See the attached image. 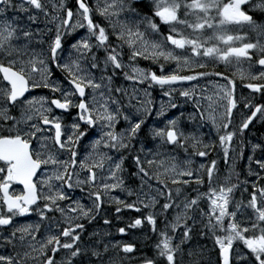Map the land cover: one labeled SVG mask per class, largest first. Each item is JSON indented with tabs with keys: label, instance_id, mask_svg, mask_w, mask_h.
<instances>
[{
	"label": "snow or ice",
	"instance_id": "snow-or-ice-1",
	"mask_svg": "<svg viewBox=\"0 0 264 264\" xmlns=\"http://www.w3.org/2000/svg\"><path fill=\"white\" fill-rule=\"evenodd\" d=\"M75 4L73 11L66 8L64 0L58 3L54 0H48V3L45 0H21L18 4L15 0H0V17H3L0 19V226H10L15 217L32 211L41 222H56L55 216L49 217V213H59L62 218L57 224V227L62 225L58 233H51V225L43 226L39 222L14 227L6 244L15 248L13 242L18 240L20 247L26 250L0 254V264H29L30 261L33 264L36 261L39 264H74V258L87 257L89 252L103 264V253L96 248L81 247L84 225L79 221L94 219L95 212L106 199L116 204V213L122 208L140 212L136 202L126 203L110 196L117 188L125 190L122 179L124 153L142 131L145 114L152 111L151 100L144 101L137 108L138 118L133 121L113 96V91H122L111 86L117 70L131 66L124 63L125 48L129 62L135 63L139 58L160 67L159 73L150 67H132L134 75L125 72V79L147 82L150 87L158 85L161 89L199 77L218 76L225 81L215 85V99L211 96H203V99L209 101V118L226 163L230 151H234L231 145L237 131L243 133L257 119L264 121V104L252 105L249 101L243 107L250 114L243 113L238 128L234 127V109L238 104L235 80L219 71L194 72L196 68H206L210 61L225 66L245 60L251 62L250 50H255L259 54L255 63L261 69L253 73L249 63L248 71L238 70L233 76L238 75L242 82L248 81L243 86L252 93L264 96V83L256 82L264 81V42H261L264 40V0H75ZM10 9L26 14L27 21H21L19 16L5 17ZM41 15L46 22L45 29L34 32L31 25L37 24ZM97 17L103 23L98 22ZM233 27L237 32L249 29L256 34V42H245L246 34H234L230 31ZM163 28L167 29L166 35ZM77 29H83L85 34L77 38L73 35ZM44 35L48 36L47 41L43 38L35 40L36 36ZM68 37L74 40L70 50L76 56L71 58L70 52V58L61 63L60 54ZM34 44L41 47L36 48ZM100 51L104 53L103 57L97 55ZM171 62L175 63V69L165 74V64ZM53 65L64 75L68 88L50 79ZM183 71L194 74L183 75ZM95 72L100 73L99 77ZM39 88L54 94L50 102L47 96L28 98L26 94ZM123 91L127 95V91ZM172 91L175 89L169 88L163 95L170 96ZM57 93L59 97L55 96ZM194 94V89L179 92L189 100ZM199 99L196 112L201 113L199 119L203 121L205 112L201 110ZM169 107L177 105L170 103ZM73 108L77 109L76 115L70 124H65L63 114ZM17 109L19 116L11 114ZM55 110H61L60 114ZM163 114V108L157 110V116ZM121 118L126 126L117 131ZM196 119L195 113L189 114L190 122ZM82 126L87 127L82 131ZM92 129L98 130L99 135L85 147L86 155L80 158L77 146ZM146 135L158 139L162 146L171 145L186 153L190 148L192 156L206 157L216 147L214 143H204L194 132L181 130L179 117L166 120L163 127H152ZM251 147L255 151L261 146L252 144ZM131 158L137 169L132 175L138 176L142 185L155 179L163 186L156 189L157 195L165 199L163 212H168L173 205L177 209L172 220L165 222L161 229H157L152 212L129 224V227H138L146 221L158 237L154 244L155 255L143 257L140 264H204L202 252L190 247L185 260L183 246L194 232L213 242L215 260L207 264H264V186L253 183L247 203L239 201L235 209L230 210L232 193L239 185L231 183V175L221 181L216 174V160L207 167L201 164L198 169H193L189 158L183 161V166L176 162L175 156L168 157L172 161L170 165L164 159L142 161L139 155ZM248 159L253 161L254 157ZM255 163L264 171V159H256ZM205 174L207 191L195 189L196 197L185 196L182 202L174 201L169 182L177 185L175 192L179 195V185L190 186L193 182L204 185ZM248 174L261 179L251 168ZM13 185H22V189L10 191ZM75 188L82 192L86 188L90 190L91 207L86 208L79 200L71 199L69 192ZM126 190L129 196L135 194L131 189ZM145 195L149 203H144L143 199L138 201L145 208L157 203L155 197ZM65 201L70 203L63 204ZM203 202L207 203L206 208L201 206ZM197 209L199 221L195 215H190ZM241 209H251V212L245 216ZM109 223L108 219L104 220V224ZM42 226L49 234L37 241ZM178 230L182 233L179 237ZM117 231L123 235L126 229L120 227ZM117 246L112 245L113 248ZM119 247L125 254L135 251L131 243H122ZM61 249L68 252L61 261L46 255L49 250L56 254ZM107 251L106 244L104 252ZM83 264H92V261L86 259ZM109 264H117V261L110 260Z\"/></svg>",
	"mask_w": 264,
	"mask_h": 264
},
{
	"label": "rangeland",
	"instance_id": "rangeland-1",
	"mask_svg": "<svg viewBox=\"0 0 264 264\" xmlns=\"http://www.w3.org/2000/svg\"><path fill=\"white\" fill-rule=\"evenodd\" d=\"M7 17V16H6ZM21 21L26 22L27 17L26 14H23L21 16ZM45 20L44 17L41 15L39 17V21L37 24L31 25L32 30L36 31L38 29L43 30L45 29ZM51 27V25H49ZM167 34V29L165 28ZM246 30V29H245ZM251 32L250 30H247ZM53 34H54V28H53ZM234 34H239L236 30ZM250 36L249 34L246 36L245 42H253L255 43L257 40V37H253V32ZM43 37H48L47 35H44ZM261 42H264L262 40ZM177 52H180L181 50H176ZM190 54V53H189ZM250 54L254 56H258V52L255 50H250ZM75 55H71V58H75ZM66 62L70 58V54L67 53L65 55ZM124 63L130 64V69L126 68L128 73L131 75L132 73V67H134V64L136 62H143L146 63V66H136L139 68H152L157 67V70L155 72H160V67L158 64H152L151 61L139 59L133 64L132 62L128 61L127 57V49L125 48V54H124ZM163 63V61H161ZM249 63H251V71L253 73L257 72L261 68L257 66L255 61L253 60L251 62L245 60L240 64H236L235 62L231 65L225 66L224 64H216L215 62H208V66L206 68H209L210 66H218L222 65V67H225L232 75L234 72H237L238 70H249ZM83 67H87L86 64H82ZM175 69V63H167L165 64V74ZM199 69V68H196ZM195 69V70H196ZM203 69V68H202ZM194 72H202V71H195ZM109 72V70H108ZM192 71H183L181 74L183 75H189L194 74ZM203 72H213V71H207L203 70ZM110 74V73H109ZM125 73L121 72L119 73L117 71V74L113 77L112 82V88H121V93H115L113 91V96L117 98L122 105V109H124L123 112L125 114L130 115V118L135 121L136 118H138L137 108L141 106V104L146 100H151V108L152 111L150 113L145 114V120H144V130L147 134L149 129L152 127H163L164 123L168 119L173 118H180V128L181 130L185 131L186 133L194 132L196 135L200 137L204 141V143L209 144H215L216 147H213L206 157H199V156H192L191 155V149H188V152L186 153L183 149L173 148L171 145H161L159 140H153L151 136L142 134L138 135V138L132 142V145L130 146L129 150L124 153L125 160L123 162V168L124 172L122 173V179L124 180V189L122 190L120 188H117L113 190L110 193V196H114L119 198L120 200L125 201L126 203H133L136 202L137 207H139L141 210L140 212H136L132 209L122 208L120 213H116L115 208L116 204L114 202H110L109 200H105L104 203H108L104 205L98 212H95V218L92 219L90 222V241L96 242V237L99 238L103 244L108 245V250H110L113 244H117V248L119 247V244L122 243H131L137 248L138 257H139V263L140 260L147 256V257H153L155 255V249L154 244L156 243L158 237L157 234L152 232L151 226L147 224L145 221L141 226L138 227H129V224L132 223L137 218H143L145 215H147L149 212H152L155 214L156 218V227L157 229H161L164 226L165 222H170L173 218V216L176 214L177 209L175 205L168 211L163 212L162 205L165 202L164 197H161L157 195L156 189L163 188L162 185H159L155 179H152L148 183L141 184V179L138 176H133L132 173L136 172L137 169L134 165V162L132 160V155H139L142 161H145L147 159H164L166 164L170 165L172 161L168 160V157L175 156L177 158L176 162L179 163L181 166H183V161L186 158H189L192 160L191 167L193 169H198L201 164H204L206 167L211 164L212 160H216L217 162V170L216 174L217 176L223 180V177L231 175V183L239 185L237 190H234L232 193V203L230 205V210L235 209V205L239 201H243L245 204L247 203L248 199L250 198V192L252 189V184L256 183L259 186H264V171H261L258 167V165L255 163L256 159H264V121H260L259 119L255 120L248 129H246L243 133H240L237 131V134L232 142L231 148L234 149V151H230L229 158L227 160V163L225 162V157L223 154V151L219 148V140L217 137L216 131L213 129L211 120L209 118L210 116V110L208 109L209 101L203 99V96H211L213 99H215V85L217 84H224L225 81L218 76H207V77H199L197 80L194 81H184L179 82L177 84L166 86L164 89H161L160 86L157 85V93L153 91V88L147 85V82L145 83H138L137 81L130 82L131 80L125 79ZM95 75L99 77L100 73L95 72ZM134 75V74H133ZM238 77L239 76H235ZM39 79V77H36ZM51 79V78H50ZM52 80V79H51ZM59 82L60 85L64 88H68L67 85L63 84L61 80H56L55 78L52 80V82ZM248 81H243L242 83L236 84V90H235V96L238 101L237 109H234L235 118H234V127L239 126V123L241 122L242 114L247 113L250 114L248 109H245L243 107V104L245 102H251L252 105L256 104H264V101L262 103H257V96L259 93H252L250 89L245 88L243 85L244 83H247ZM264 83V81H256ZM159 87V89H158ZM169 88L175 89V91H172L170 96H164L163 91L169 90ZM195 90L194 98L189 100L186 97H182L179 95V92L181 90ZM127 91V95L124 94V91ZM135 97V99H130V97ZM123 100L121 101L120 99ZM197 98L199 99V105L201 107V110L205 112V119L201 121L199 119L200 114L199 112H196V104H197ZM138 101L140 103H138ZM170 103H174L177 105V107L172 108L169 107ZM123 105H126L124 107ZM115 107V106H111ZM163 108L164 114L163 116H157V110ZM207 110V111H205ZM222 111V109H220ZM195 113L196 114V121L190 122L188 120L189 114ZM183 114V116H181ZM126 126L125 122L121 118L117 124V131L124 128ZM93 132H98L96 129H92ZM99 133V132H98ZM252 144H259L261 147L257 148L255 151H253L251 145ZM110 155H113V153H109ZM159 154V155H154ZM253 156V161H249L248 157ZM239 166V172L241 167V172L237 173V167ZM146 166V165H145ZM155 167V166H154ZM251 168L254 173H258L261 177L260 180H257L256 175H249L248 169ZM152 170H150L151 172ZM163 171V169H161ZM106 174V173H105ZM142 175V174H141ZM171 175V174H169ZM181 179H190L194 180V178H188V177H181ZM205 183L204 185H196L194 182L191 183L190 186L185 185H179L181 188V193L177 195L175 192V188L177 185H172L170 182L168 184V188H171L172 196L174 198V201L176 202H182L187 196L189 199L196 197L197 191L195 189H199V191L204 192L207 191V177L206 174L204 176ZM247 181V183H243ZM150 185V186H149ZM245 188L248 189L247 192H245ZM126 189H131L135 194L129 196ZM151 195L156 198L157 203L149 208H145L143 204L139 203L138 201L143 199L144 203H149V200L146 198V195ZM167 190H165V196L167 195ZM90 201V205L92 206V199H88ZM202 207L206 208L207 203L203 202ZM251 209H241L242 215H248L250 214ZM190 215H195L197 221L201 219L199 216V209H197L195 212L190 213ZM108 219L110 221L109 224H104V220ZM192 221H189V224H191ZM123 227L126 229L125 234H120L117 229ZM182 234L178 230V237ZM92 236V237H91ZM177 237V239H178ZM208 241V242H207ZM105 242V243H104ZM119 242V244H118ZM91 244V243H90ZM95 246V245H94ZM93 246V248H94ZM213 242L211 239L207 237H201L197 235L195 232L192 234V238L187 242L186 245L183 246L185 258H187V251L189 247L197 252V247H200L201 251L211 250L214 253L213 249ZM242 247V245H241ZM116 248V247H115ZM212 253V254H213ZM113 256V254H112ZM129 256V255H127ZM114 258V257H113ZM206 263L208 261H212L215 258V255L213 254L212 257L210 256V253L203 256ZM128 260V258H127Z\"/></svg>",
	"mask_w": 264,
	"mask_h": 264
},
{
	"label": "flooded vegetation",
	"instance_id": "flooded-vegetation-1",
	"mask_svg": "<svg viewBox=\"0 0 264 264\" xmlns=\"http://www.w3.org/2000/svg\"><path fill=\"white\" fill-rule=\"evenodd\" d=\"M20 2H21V0H15V3H17V4ZM54 2L58 3L59 0H54ZM45 3H48V0H45ZM64 3H65L66 8H71L73 11L76 10L75 0H64ZM49 8H50V5H49ZM23 14L24 13H17L16 11L10 9L9 12L5 13V17L7 16L8 19H11L13 16H19L21 19V16ZM0 19H3V17H0ZM97 21L103 23V21L100 20L99 17H97ZM245 29L249 30L247 28H245ZM245 29H243L242 31H239V34L240 35L246 34V36L249 34L250 36H252L251 33L249 31H246ZM84 34H85V31L83 29H77L76 32L73 33V35L76 36L77 38H79L80 36H83ZM253 36L255 38L256 34L253 33ZM41 38H43L45 41H47V39H48V37L36 36L35 40H39ZM72 42H74L72 37H68V39L65 41L64 51L60 54V62L61 63H63V61L65 60L64 57H65V55H67V53L70 54V52H71V55H75V52L70 50V44ZM34 47L40 48L41 45L34 44ZM97 55H99L100 57H103L104 53L102 51H100L97 53ZM52 69H53V75H52L51 79L53 80L55 78L56 80H61V82L63 84H65L69 87V85L67 84V81L64 79V75L59 71V69H57L55 67V65L52 66ZM109 73H111V69H109ZM37 77H39V76H37ZM26 95L28 96L29 99H31L32 96H36V97L47 96L49 98V102H50V99L53 98L54 94H52L48 89L39 88V89H32L30 94H26ZM55 96L59 97V93L55 94ZM55 112H56V114H60L61 110H55ZM76 112H77V109L73 108L68 113H64L63 117H62L63 122L65 124H70L72 122L73 116L76 115ZM11 114L19 116L18 109L13 110ZM86 127L87 126H82L81 130L82 131L85 130ZM98 135H99L98 132H96V131L93 132L92 130H90L89 135L86 138H82V142L77 146L80 158H83V156L86 155L85 147L89 145V143L92 139L97 138ZM113 155H114V153H113ZM36 179H39V177H37ZM21 189H22V185H13V186H11L10 191L19 192ZM89 191L90 190L87 188L83 192L80 190V188H75L69 192V195H70L72 200H79L80 203L83 204L87 208V207H91L90 201L88 200V199H91L89 197ZM40 203L42 206V202H40ZM62 203L68 204V203H70V201H65ZM106 204H108V203H103L102 207ZM53 215L55 216V220H56L55 223H53L51 220H45V221L41 222L39 219V216L35 213V211H32L29 214H26L25 216L15 217L13 219L12 225H10V226H0V254L10 255V254H14L16 251L22 252V251L26 250V249L20 247V242L18 240H14V242H13L16 245L15 248L13 247V245L6 244V242H5L6 238H8L10 236V233L12 232L14 227H19V226L28 225V224H35V223L39 222L43 226L51 225V233H58L60 230H62V225H61V227H57V224L62 220V218L60 217L59 213H55V214L49 213L48 214L49 217H51ZM79 222L84 225V231L81 233V237H82L81 247L83 248L84 246H88L90 248H93V246L95 245L94 248H96L98 251L103 253V255H102L103 264H109L110 260L117 261V264H140L137 248H135V251L132 254L123 253L120 250V247L111 248L110 250H108L105 253L104 252L105 244H103V242H101L98 237H96V242L92 241V240L90 241V233H92V232H90L91 230H90L89 220L81 219ZM43 226H42L40 232L37 233V237H36L37 241H42L44 236L49 234L46 231L45 227H43ZM17 235H19V234H17ZM97 241H100V243L97 244ZM37 247H38V244H37ZM196 249H197V252H202V257L208 253H210L211 257L213 255L212 254L213 251H211V250L201 251L200 247H197ZM112 254H113V256H112ZM46 255L54 256V259L56 261H61L62 259H65L67 257L68 252H67V250L61 249L58 253L53 254L49 250V251H47ZM127 255H129V256H127ZM127 258H128V260H127ZM193 258L195 259L196 257H193ZM86 259H90L92 261V264H99V262L97 261V258L91 257L90 252L87 254V257L82 255L80 257L74 258V264H83V262ZM187 259H188V257L185 258V260H187ZM214 260H215V258L212 261H214ZM203 261H204V264H207L204 258H203ZM29 264H33V262L30 261ZM35 264H39V261H36Z\"/></svg>",
	"mask_w": 264,
	"mask_h": 264
},
{
	"label": "trees",
	"instance_id": "trees-1",
	"mask_svg": "<svg viewBox=\"0 0 264 264\" xmlns=\"http://www.w3.org/2000/svg\"><path fill=\"white\" fill-rule=\"evenodd\" d=\"M162 31H165L164 28L162 29ZM153 86H154V92L157 93L158 90H157V88H156V85H153ZM240 165H241V163H239V165H238V167H237V173H240V172H241V171L239 172V166H240ZM240 170H241V167H240Z\"/></svg>",
	"mask_w": 264,
	"mask_h": 264
},
{
	"label": "water",
	"instance_id": "water-1",
	"mask_svg": "<svg viewBox=\"0 0 264 264\" xmlns=\"http://www.w3.org/2000/svg\"><path fill=\"white\" fill-rule=\"evenodd\" d=\"M260 66V65H259Z\"/></svg>",
	"mask_w": 264,
	"mask_h": 264
}]
</instances>
